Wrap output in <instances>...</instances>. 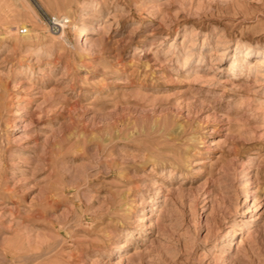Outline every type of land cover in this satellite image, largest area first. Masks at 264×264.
<instances>
[{"label": "rangeland", "instance_id": "374dc122", "mask_svg": "<svg viewBox=\"0 0 264 264\" xmlns=\"http://www.w3.org/2000/svg\"><path fill=\"white\" fill-rule=\"evenodd\" d=\"M263 53L264 0H0V264H264Z\"/></svg>", "mask_w": 264, "mask_h": 264}, {"label": "bare ground", "instance_id": "6f19581e", "mask_svg": "<svg viewBox=\"0 0 264 264\" xmlns=\"http://www.w3.org/2000/svg\"><path fill=\"white\" fill-rule=\"evenodd\" d=\"M66 23H68V21H67V19L66 18H62L61 20H60V24H61V30H62V35L60 36L61 38H62V40L64 41V42H66V40L63 38V27H65V25H66ZM63 28V29H62ZM75 27L73 26V29H74ZM24 29H26L25 27H24ZM28 30V29H27ZM101 27H100V25H95V26H93L92 28H89V29H87V28H83V29H81V33H82V37H86V39H87V37L88 36H90V35H98V34H100L101 33ZM8 32V31H7ZM29 32V31H28ZM25 33H27V31L25 30ZM9 34V33H8ZM30 34V33H29ZM22 37H24V36H22ZM246 48H249V47H246ZM237 49L238 48H236V50L235 51H237ZM264 54V53H263ZM249 56V52L248 53H245V57H248ZM263 62H260V61H258L257 62V66L258 67H262L263 66V64H262ZM235 64V62H233L232 63V66L234 67H236V65H234ZM17 127V126H16ZM17 129H18V127H17ZM58 147V146H57ZM54 152H55V150H54ZM60 154V153H59ZM55 155V154H54ZM58 156V155H57ZM56 158V157H55ZM48 200V199H47ZM46 202V201H45ZM49 202V201H48ZM56 205V204H55ZM27 240V239H26ZM30 249V248H29ZM41 254V253H40ZM44 254V253H43ZM42 254V255H43ZM23 262V261H22ZM22 264V263H21Z\"/></svg>", "mask_w": 264, "mask_h": 264}, {"label": "built area", "instance_id": "2783aa9c", "mask_svg": "<svg viewBox=\"0 0 264 264\" xmlns=\"http://www.w3.org/2000/svg\"><path fill=\"white\" fill-rule=\"evenodd\" d=\"M48 23L51 25V28L54 31H57L58 29L61 28V24H60V19L57 17H48L47 18Z\"/></svg>", "mask_w": 264, "mask_h": 264}]
</instances>
